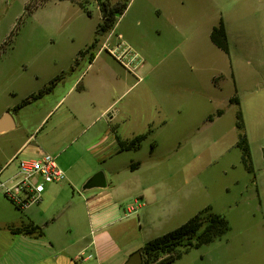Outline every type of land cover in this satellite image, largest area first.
Segmentation results:
<instances>
[{
	"label": "rangeland",
	"instance_id": "1",
	"mask_svg": "<svg viewBox=\"0 0 264 264\" xmlns=\"http://www.w3.org/2000/svg\"><path fill=\"white\" fill-rule=\"evenodd\" d=\"M119 1L27 0L23 6L24 0H0V109L29 92L32 64L66 63L90 44L102 19L101 3L112 7ZM203 1L185 0L180 5L179 0H129L123 14L116 16L109 41L115 47H105L104 56H113L110 48L125 60L128 56L118 49L125 45L134 56L131 62L139 65L134 91H142L143 100L137 121L153 124L145 129L142 148L129 155L141 164L138 173H161V201L168 202L162 217L140 230L131 227L128 239L142 247L205 209L225 217L229 231L197 249H180L181 254L188 253L172 264H264V10L255 12L252 0H235L234 5L225 0L223 16L234 52L230 60L238 62L241 76L235 85L227 72L228 58L212 48L205 33H188L183 26L172 30L168 23H183L186 18L198 20L196 27L202 21ZM165 4L169 12H181L180 17L169 15L166 29L156 9ZM156 27L162 32L157 33ZM106 33L99 34L85 53L98 41L101 44ZM19 44L26 46L16 50ZM221 70L223 76L215 83L213 77ZM12 89L16 96L10 94ZM233 95L239 99L238 107L229 104ZM220 109L223 114L217 116ZM237 109L248 139L252 174L244 170L236 146ZM16 135L14 143L20 137ZM8 146L0 140V149Z\"/></svg>",
	"mask_w": 264,
	"mask_h": 264
},
{
	"label": "crops",
	"instance_id": "2",
	"mask_svg": "<svg viewBox=\"0 0 264 264\" xmlns=\"http://www.w3.org/2000/svg\"><path fill=\"white\" fill-rule=\"evenodd\" d=\"M252 1L255 12L264 10V0ZM184 3L185 0H179L180 5ZM203 3L199 25H194L198 20L185 18L183 23L168 20L170 28L176 30L183 26L188 33H205L212 48L228 58L227 72L234 79L233 84L241 83L239 64L230 60L233 49L223 16L225 0H204ZM234 3L232 0L231 4ZM156 9H160L158 14L163 18L165 29L169 15L174 18L181 13L169 12L167 4ZM220 23L224 26L228 53L210 40L211 31ZM115 25L101 44L98 41L85 53L94 33L90 44L66 63L32 64L29 92L0 109V118L9 114L10 120V127L0 132V140L9 143L6 149H0L2 178L14 173L16 159L37 158L43 154L53 156L65 174L63 182L45 186L39 204L24 210L15 208L0 191V264H124L131 253L143 247L129 242L130 228L140 230L143 224L149 226L168 211V202L161 201V173H138L142 166L134 163L129 155L142 148L148 135L145 129L153 123L137 121L136 111L140 113L139 104L143 100V92L134 91L139 81L135 80L138 63L129 62V57L118 58L110 48L108 51L113 56H104L108 44L115 47L110 44ZM162 30L155 29L157 33ZM24 46L19 44L16 50ZM239 47L247 49L245 45ZM257 61L261 63L259 57ZM246 63L251 64L249 60ZM2 71L3 64H0V74ZM223 72L213 77L215 83ZM261 85L264 87V80ZM46 88L47 91L38 95ZM10 94L17 95L14 89ZM31 95L37 96L18 107ZM230 98L238 99L235 95ZM131 117L134 123L130 124ZM16 133L20 137L14 143L18 138ZM142 135L145 139L139 148H122V143ZM99 171L104 174L106 186L85 188L88 179ZM29 226L39 227L42 235L13 231Z\"/></svg>",
	"mask_w": 264,
	"mask_h": 264
},
{
	"label": "trees",
	"instance_id": "3",
	"mask_svg": "<svg viewBox=\"0 0 264 264\" xmlns=\"http://www.w3.org/2000/svg\"><path fill=\"white\" fill-rule=\"evenodd\" d=\"M128 1L129 0H121L112 7L107 3H101L100 10L102 13V19L96 29L93 42L97 40V36L99 34L108 32L113 28L116 22V16L121 15L124 12ZM210 40L218 49L228 53V44L222 23H220L211 31ZM47 90L48 88L44 89L43 91L39 92L38 95ZM36 96L31 95L27 97L18 105V107L24 105L29 100L34 99ZM229 104H233L238 107L239 101L237 98H230ZM221 114L222 110H218L216 113L217 116H220ZM235 118V123L239 131L236 146L240 150L241 164L243 165V168L246 172L252 174L254 173L253 167L249 164L251 159L250 149L247 136L244 133V123L240 109H237ZM211 120L212 118L209 116L208 121ZM144 139L145 135L138 136L128 143H122L121 146L123 149H137ZM229 229V222L225 217L219 214L208 212L204 209L176 229L147 241L140 249L142 255V264H172L181 257L180 249H197L202 245L210 244L223 237L229 231ZM13 231L25 234L36 233L39 236L42 235V232L37 226L24 227L22 229H16Z\"/></svg>",
	"mask_w": 264,
	"mask_h": 264
},
{
	"label": "built area",
	"instance_id": "4",
	"mask_svg": "<svg viewBox=\"0 0 264 264\" xmlns=\"http://www.w3.org/2000/svg\"><path fill=\"white\" fill-rule=\"evenodd\" d=\"M120 48L123 49V56L129 55L131 62L134 56H131L130 49L123 44L118 46V49ZM16 161V170L8 178L3 179L0 171V191L19 210L39 204L47 184L65 180L64 172L57 166L55 158L49 154Z\"/></svg>",
	"mask_w": 264,
	"mask_h": 264
},
{
	"label": "water",
	"instance_id": "5",
	"mask_svg": "<svg viewBox=\"0 0 264 264\" xmlns=\"http://www.w3.org/2000/svg\"><path fill=\"white\" fill-rule=\"evenodd\" d=\"M8 117H9V114H4L0 118V132H3L10 127V120ZM263 158H264V150H263ZM105 186H106L105 177H104V174L100 171L95 173L85 183V188L105 187ZM124 264H142V256H141L140 251H135V252L131 253L127 257Z\"/></svg>",
	"mask_w": 264,
	"mask_h": 264
}]
</instances>
